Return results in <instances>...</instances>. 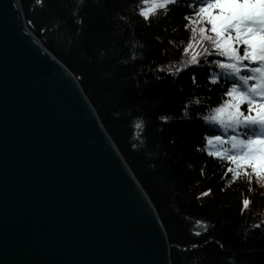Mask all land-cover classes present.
<instances>
[{
  "label": "trees",
  "instance_id": "16d2710c",
  "mask_svg": "<svg viewBox=\"0 0 264 264\" xmlns=\"http://www.w3.org/2000/svg\"><path fill=\"white\" fill-rule=\"evenodd\" d=\"M147 1L20 3L156 206L171 264H264V176L228 125L252 108L230 72L245 39L226 6L178 0L147 17Z\"/></svg>",
  "mask_w": 264,
  "mask_h": 264
},
{
  "label": "water",
  "instance_id": "95a60500",
  "mask_svg": "<svg viewBox=\"0 0 264 264\" xmlns=\"http://www.w3.org/2000/svg\"><path fill=\"white\" fill-rule=\"evenodd\" d=\"M15 3L0 0V264H171L133 172Z\"/></svg>",
  "mask_w": 264,
  "mask_h": 264
},
{
  "label": "bare ground",
  "instance_id": "6f19581e",
  "mask_svg": "<svg viewBox=\"0 0 264 264\" xmlns=\"http://www.w3.org/2000/svg\"><path fill=\"white\" fill-rule=\"evenodd\" d=\"M19 1V5H20V8H19V5L18 4H16V6H17V8H18V11L20 12V10H21V12H20V14L22 13V15H23V18H24V21H25V24L28 26V28L30 29V27H29V25H28V23L26 22V19H25V15H24V11H23V8H22V5H21V3H20V0H18ZM167 1V5L168 6H170V4H172L173 2H175V1H178V0H166ZM169 8V7H168ZM168 8H166L165 10H163V12H167V10H168ZM19 14V15H20ZM23 25L22 26H24L25 24H24V22L22 23ZM30 31H32L31 29H30ZM32 33H33V35H35L34 34V32L32 31ZM27 34V33H26ZM28 36H30L31 38H32V36L33 35H31V34H27ZM36 36V35H35ZM36 38L42 43V41L36 36ZM32 39H34V38H32ZM36 41V40H35ZM37 43V42H36ZM38 44V43H37ZM43 44V43H42ZM43 46L49 51V52H51L44 44H43ZM243 46H247V44H244ZM39 47L44 51L45 49L41 46V45H39ZM52 53V52H51ZM53 54V53H52ZM241 55H246V53L245 52H242L241 51V53H240ZM53 56L57 59V60H59L60 62H62L59 58H57L54 54H53ZM232 56V58L234 59V58H237V59H241L240 57H237V56H235L234 54H232L231 55ZM53 60V59H52ZM62 65L67 69V71L68 72H70V73H73L72 72V70H70V68L68 67V66H66L63 62H62ZM74 74V73H73ZM74 76H75V74H74ZM75 78V81L77 82H75L76 84H77V86L79 87V89L81 90V94H83V97L85 98V99H87L88 101H90V99L88 98V96H87V94L85 93V91H84V89L82 88V85H81V83H80V81L78 80V78L75 76L74 77ZM91 102V101H90ZM91 105H92V107L95 109V107L93 106V104L91 103ZM95 113H96V116L98 115V113H97V111H96V109H95ZM98 117H99V115H98ZM99 119H100V117H99ZM100 122H101V125L104 127V125H103V123H102V121L101 120H99ZM104 129H105V131H106V134L107 135H109V139H108V142L110 143V145L113 147V149H114V151L116 152V154H118L119 156H120V158H121V160H122V162L123 163H126L128 166H129V164L127 163V161H126V159H125V157L122 155V153H121V151L119 150V148H118V146L116 145V143L114 142V140H113V138L110 136V134L108 133V131L106 130V128L104 127ZM255 132H258V130L257 129H252L251 130V133H250V135H251V137H252V135L255 133ZM248 133V132H247ZM248 139V135H246V136H244L242 139H241V142L243 143L244 142V140H247ZM235 140V139H234ZM236 147V146H235ZM258 165V167H256V166H253V170H252V172H254L253 174H255V175H259V176H264V162L263 161H260V162H258L257 163ZM129 168H130V166H129ZM129 170H131L132 171V169L130 168ZM133 172V171H132ZM133 175H134V177L136 178V181H137V185H136V187L142 192V195H144L145 196V198H146V200H147V203L149 204L148 206L151 208V211L153 212V213H155V215H157V217L159 218V220L162 222V220H161V218H160V216H159V213H158V210H157V208H156V206L154 205V203H153V201L151 200V198L149 197V195L147 194V192L145 191V189L143 188V186L141 185V183H140V181L138 180V178L135 176V174L133 173ZM136 181H135V183H136ZM162 224H163V222H162ZM163 226H164V224H163ZM165 228V227H164ZM165 231H166V229H165ZM166 234H167V232H166ZM167 238H168V235H167ZM168 242H169V240H168ZM169 246H170V243H169ZM170 249H171V246H170ZM172 250V249H171ZM170 257H171V251H170ZM170 260H171V258H170Z\"/></svg>",
  "mask_w": 264,
  "mask_h": 264
},
{
  "label": "rangeland",
  "instance_id": "374dc122",
  "mask_svg": "<svg viewBox=\"0 0 264 264\" xmlns=\"http://www.w3.org/2000/svg\"><path fill=\"white\" fill-rule=\"evenodd\" d=\"M148 5L146 7H142L140 10L145 16L149 17L151 14L160 13L166 9L167 1L166 0H148ZM240 18H244L243 13L238 11L236 12Z\"/></svg>",
  "mask_w": 264,
  "mask_h": 264
}]
</instances>
